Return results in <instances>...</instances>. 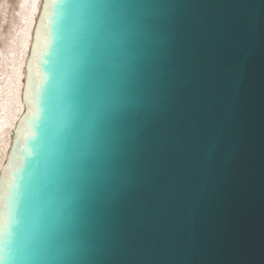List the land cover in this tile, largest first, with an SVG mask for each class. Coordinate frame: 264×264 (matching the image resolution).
<instances>
[{
    "label": "water",
    "instance_id": "water-1",
    "mask_svg": "<svg viewBox=\"0 0 264 264\" xmlns=\"http://www.w3.org/2000/svg\"><path fill=\"white\" fill-rule=\"evenodd\" d=\"M0 168V264H264V0H42Z\"/></svg>",
    "mask_w": 264,
    "mask_h": 264
},
{
    "label": "bare ground",
    "instance_id": "bare-ground-1",
    "mask_svg": "<svg viewBox=\"0 0 264 264\" xmlns=\"http://www.w3.org/2000/svg\"><path fill=\"white\" fill-rule=\"evenodd\" d=\"M41 4L42 0H0V168L25 110L21 102L25 64Z\"/></svg>",
    "mask_w": 264,
    "mask_h": 264
},
{
    "label": "rangeland",
    "instance_id": "rangeland-1",
    "mask_svg": "<svg viewBox=\"0 0 264 264\" xmlns=\"http://www.w3.org/2000/svg\"><path fill=\"white\" fill-rule=\"evenodd\" d=\"M6 27V25L3 26V28Z\"/></svg>",
    "mask_w": 264,
    "mask_h": 264
}]
</instances>
